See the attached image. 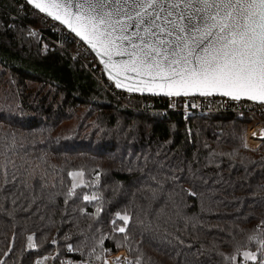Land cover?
I'll use <instances>...</instances> for the list:
<instances>
[{
  "label": "trees",
  "instance_id": "1",
  "mask_svg": "<svg viewBox=\"0 0 264 264\" xmlns=\"http://www.w3.org/2000/svg\"><path fill=\"white\" fill-rule=\"evenodd\" d=\"M14 10L12 0H0V136L16 135L21 153L49 173V186L37 187L27 207L5 203L0 260L36 264L55 240L69 259L123 250L142 264H222L217 253L230 255L233 237L244 240L264 219V145L243 146L249 119L125 110L67 53L44 52L26 36L40 14L14 22L7 14ZM76 170L85 184L69 196L68 172ZM152 177L178 206L169 203L168 223L157 218L159 203L149 208L145 200ZM89 193L96 199L84 200ZM117 212L133 217L125 233L114 230L123 226ZM69 244L79 250L66 255Z\"/></svg>",
  "mask_w": 264,
  "mask_h": 264
},
{
  "label": "snow or ice",
  "instance_id": "2",
  "mask_svg": "<svg viewBox=\"0 0 264 264\" xmlns=\"http://www.w3.org/2000/svg\"><path fill=\"white\" fill-rule=\"evenodd\" d=\"M27 3L66 25L95 52L117 88L167 97L221 96L264 104V0H27ZM253 137L264 139V129L253 132ZM243 146L249 147L246 142ZM21 149L23 145L14 133L0 136V211L5 203L27 207L24 202H34L37 187L43 193L49 186L47 170L39 172L40 166L26 152L22 154ZM68 176L73 178L68 190L71 196L78 186L75 178H82L84 172L70 171ZM152 180L153 184L146 187L149 194L145 200L149 208L158 202L157 218L166 217L164 223H168L169 203L178 206L171 194H164L160 181L156 177ZM188 194L197 195L191 190ZM175 214L179 215V211ZM116 217L123 221V226L114 230L125 233L133 217L127 212H117ZM112 223L116 224V220ZM148 228L160 231L159 224L149 223ZM27 241L29 249L36 247L32 235ZM231 243L230 255L217 253L222 264H237L238 260L239 264H264V219L244 240L233 237ZM251 245H255L254 251ZM68 250L79 249L69 244ZM95 251L93 247L88 255ZM0 264L4 261L0 260ZM104 264H108L107 260ZM128 264H142V260L138 256Z\"/></svg>",
  "mask_w": 264,
  "mask_h": 264
},
{
  "label": "built area",
  "instance_id": "3",
  "mask_svg": "<svg viewBox=\"0 0 264 264\" xmlns=\"http://www.w3.org/2000/svg\"><path fill=\"white\" fill-rule=\"evenodd\" d=\"M14 13L7 14L14 22H20L24 18H31L36 11L29 7L23 0H12ZM39 14V13H38ZM40 25H27L26 36L41 44L46 51H57L67 53L71 60L79 62L83 69L99 84L109 97L121 108L128 111H136L147 114H164L168 112H179L184 118L192 115H206L210 113H231L246 116L249 119L245 142L251 146L264 144V139L254 138L253 132L264 129V104L258 105L248 101H233L215 97H189V98H156L150 96H138L129 93L119 92L108 82L96 61L95 57L87 47L70 34L57 22L40 14ZM31 33H35L32 35ZM195 104L196 107H192ZM162 106V107H159ZM54 249L44 260L47 264H94L90 259H69L60 257L56 249V243H52ZM66 255H72V251L66 248ZM120 258L117 261V258ZM128 264L132 261L125 251H118L104 256L97 264Z\"/></svg>",
  "mask_w": 264,
  "mask_h": 264
},
{
  "label": "water",
  "instance_id": "4",
  "mask_svg": "<svg viewBox=\"0 0 264 264\" xmlns=\"http://www.w3.org/2000/svg\"><path fill=\"white\" fill-rule=\"evenodd\" d=\"M29 7H31L34 11H36L37 13L57 22L58 24H60L61 26H63L70 34H72L76 39H78L81 43H83L78 37H76V35L71 32V30L66 26V25H63L61 24L59 21L53 19L52 17H49L47 16L46 13H41L38 9H36L33 5H29L27 3V0H23ZM84 44V43H83ZM87 49L91 52V54L95 57L96 61L98 62L102 72H103V75L105 77V79L110 82L112 84V86L114 87L115 90L119 91V92H124V93H129V94H132V95H138V96H150V97H156V98H169V99H173V98H177V97H167V96H164V95H155V94H151V93H148V92H140V91H129L126 87H120V88H117L115 86V81L114 80H110L109 79V74H108V71L104 68V65L100 63V59L96 56L95 52H93L86 44H84ZM123 84H128L130 83V81H122ZM194 97H199V96H194ZM212 97H215V98H223V99H226V100H231L229 98H226V97H221V96H212ZM179 98H189V97H179ZM240 101H248V100H240ZM248 102H251V103H254V104H258V105H262L258 102H252V101H248Z\"/></svg>",
  "mask_w": 264,
  "mask_h": 264
},
{
  "label": "rangeland",
  "instance_id": "5",
  "mask_svg": "<svg viewBox=\"0 0 264 264\" xmlns=\"http://www.w3.org/2000/svg\"><path fill=\"white\" fill-rule=\"evenodd\" d=\"M42 51H44V52H46V50H44V49H42ZM246 129H247V126H246ZM246 129H245V132H246ZM244 132V133H245ZM243 137H244V135H243ZM244 142H245V140H244ZM261 145H264V144H261ZM260 146V145H259ZM256 147H258V146H251L250 147V145H249V147L248 148H256ZM71 178V186H72V182H73V178L72 177H70ZM75 180H76V183L78 184V186L75 188V189H77L78 187H81V186H84V184H85V180H84V178L82 177H76L75 178ZM85 196H88L89 197V199L88 200H86V201H93V200H95V199H92V197L94 196V194L93 193H89V194H87V195H85ZM85 200V199H84ZM122 251V250H121ZM107 255H109V254H107V253H104L102 256H101V258L99 259V260H94V259H90V258H88V259H90L94 264H97V263H99V262H101L102 261V259H103V257L104 256H107ZM46 256V255H45ZM44 256V257H45ZM44 257H42V258H40L39 260H41L42 262H44Z\"/></svg>",
  "mask_w": 264,
  "mask_h": 264
},
{
  "label": "crops",
  "instance_id": "6",
  "mask_svg": "<svg viewBox=\"0 0 264 264\" xmlns=\"http://www.w3.org/2000/svg\"><path fill=\"white\" fill-rule=\"evenodd\" d=\"M237 264H239V260H238ZM249 264H251V262H249Z\"/></svg>",
  "mask_w": 264,
  "mask_h": 264
}]
</instances>
